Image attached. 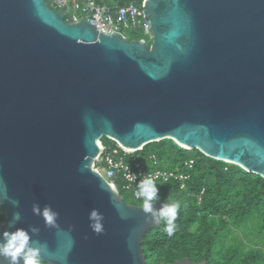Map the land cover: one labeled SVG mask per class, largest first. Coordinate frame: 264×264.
I'll return each instance as SVG.
<instances>
[{"label":"water","instance_id":"95a60500","mask_svg":"<svg viewBox=\"0 0 264 264\" xmlns=\"http://www.w3.org/2000/svg\"><path fill=\"white\" fill-rule=\"evenodd\" d=\"M143 6L150 46L68 24L47 0H0V187L19 201L0 203V234L19 211L16 227L40 228L34 239L51 250L72 245L67 264H148L144 238L161 223L94 168L103 138L135 153L170 139L264 178V0ZM33 203L51 204L69 235ZM93 208L101 235L89 228Z\"/></svg>","mask_w":264,"mask_h":264},{"label":"trees","instance_id":"16d2710c","mask_svg":"<svg viewBox=\"0 0 264 264\" xmlns=\"http://www.w3.org/2000/svg\"><path fill=\"white\" fill-rule=\"evenodd\" d=\"M191 159L195 164L185 189L175 181H156L161 197L157 202L179 201L181 209L173 236L163 231V223L145 235L147 263L174 264L189 258L207 264H264V178L198 150L181 148L170 139L125 157L127 163L138 161L147 171L181 168ZM123 183L119 179L117 185L125 202L142 206V200ZM5 220L6 212L0 205V224Z\"/></svg>","mask_w":264,"mask_h":264},{"label":"built area","instance_id":"2783aa9c","mask_svg":"<svg viewBox=\"0 0 264 264\" xmlns=\"http://www.w3.org/2000/svg\"><path fill=\"white\" fill-rule=\"evenodd\" d=\"M56 11H62L65 14L64 20L68 24H76L84 20L91 25L96 26L97 32L104 34L120 33L124 37L132 40L127 34L139 36L149 46L153 40V33L150 28L149 13L145 9L144 0H51L49 4ZM136 39V38H134ZM137 40V39H136ZM114 142V141H113ZM102 151L95 159L94 168L111 182L117 185L119 179L124 181L123 187L133 190L135 198L139 199L136 193V184L144 175L151 174L156 177V181L171 183L178 182L181 189H185L186 181L190 178V170L193 168L194 159L185 161L183 167L147 171L141 163L134 161L129 164L125 157L135 152L128 150L116 143V147L107 148L102 142ZM129 171L137 175V180L133 182L128 179ZM201 203V197L198 198Z\"/></svg>","mask_w":264,"mask_h":264},{"label":"clouds","instance_id":"9594fccd","mask_svg":"<svg viewBox=\"0 0 264 264\" xmlns=\"http://www.w3.org/2000/svg\"><path fill=\"white\" fill-rule=\"evenodd\" d=\"M160 173H156L159 177ZM156 177L151 174L144 175L136 184L135 195L142 200V210L145 213L146 222L160 224L163 223V231L169 236H173L177 231L178 218L181 204L179 201L172 203H160V207H155L156 203L161 199L159 188L157 187ZM128 179L135 182L137 175L129 171ZM3 185V179L0 177V186ZM8 200L13 207L19 206V201L11 199L6 192L0 187V203ZM32 212L34 215L43 219L46 226L55 228L61 236H67L58 224L59 213L51 204L45 205L43 208L39 203H33ZM125 218L122 216V219ZM22 219L19 211L15 212L8 225L10 230L0 234V264H67L68 256L71 251V244H61L55 251L51 250L46 243H42L38 239L40 228L31 226L30 228H18L16 225ZM89 228L96 235L104 233V215L99 209L93 208L88 214ZM86 238V237H85Z\"/></svg>","mask_w":264,"mask_h":264},{"label":"rangeland","instance_id":"374dc122","mask_svg":"<svg viewBox=\"0 0 264 264\" xmlns=\"http://www.w3.org/2000/svg\"><path fill=\"white\" fill-rule=\"evenodd\" d=\"M128 37H131L132 39L138 37L137 35L132 36L131 34H127ZM102 143L109 149L115 147V143L111 140H107L106 138L102 139Z\"/></svg>","mask_w":264,"mask_h":264}]
</instances>
